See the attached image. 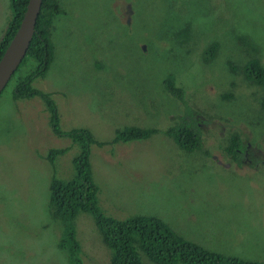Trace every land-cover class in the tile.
<instances>
[{"label":"rangeland","instance_id":"374dc122","mask_svg":"<svg viewBox=\"0 0 264 264\" xmlns=\"http://www.w3.org/2000/svg\"><path fill=\"white\" fill-rule=\"evenodd\" d=\"M55 1L61 12L46 25L52 59L31 86L50 94L60 130L89 131L100 211L154 216L186 240L264 262L262 90L239 69L251 57L264 66V0ZM9 19V0H0V36ZM213 40L219 46L204 61ZM35 64L27 58L0 91V264H69L57 247L61 224L48 214V187L52 176L74 175L79 149L51 131L39 97H12ZM166 74L201 118L208 156L179 149L161 132L110 142L124 126L176 123L184 106L163 89ZM232 134L249 161L235 162L222 149ZM48 148L66 150L48 163ZM73 226L82 264H108L92 216L77 211ZM139 257L156 264L140 250Z\"/></svg>","mask_w":264,"mask_h":264},{"label":"trees","instance_id":"16d2710c","mask_svg":"<svg viewBox=\"0 0 264 264\" xmlns=\"http://www.w3.org/2000/svg\"><path fill=\"white\" fill-rule=\"evenodd\" d=\"M26 3L27 0H9L10 19L0 36V56L19 24ZM60 12L61 9L55 0H41L26 53L13 74L27 58H32L36 64L25 75L17 77L12 97H39L47 112V122L51 131L58 136H69L70 140L78 145L79 151L73 159L74 175L69 179L52 176L48 187V214L50 218L58 220L61 224L57 247L64 252L68 263L82 264L79 256V243L73 226L74 215L77 211H82L92 216L95 227L110 251L108 264H141L139 250L156 264H264L262 261L245 259L235 254L225 255L186 240L154 216L134 215L116 219L100 211L96 204L97 186L91 177L88 161L89 144L93 142L89 131L85 128L60 130L56 105L50 94L31 86L34 78L43 76L52 59L49 38L46 36V25H49L52 16ZM176 40L179 42L178 37ZM218 46L215 40L209 42L204 49L202 60L210 59ZM184 54L188 56V53L184 52ZM174 56L175 54L172 55ZM226 62L230 69L237 67L230 61ZM239 69L245 78L262 90L258 105L264 115L263 64L259 58L251 57L241 63ZM162 87L168 95L178 99L182 107L184 106L182 115L176 123L164 129L124 126L115 131L110 142L140 140L161 132L170 138L179 149L190 151L201 148L208 156L209 153L203 148L202 142L203 132L200 124L203 122L197 117V111L193 112L189 106L183 88L175 85L171 74L164 76ZM105 143L107 142L98 141L97 145ZM244 148L245 143L241 141V138L237 134H232L222 149L232 160L238 162V152ZM65 150L66 148H48L45 155L46 161L52 163L54 157Z\"/></svg>","mask_w":264,"mask_h":264},{"label":"water","instance_id":"95a60500","mask_svg":"<svg viewBox=\"0 0 264 264\" xmlns=\"http://www.w3.org/2000/svg\"><path fill=\"white\" fill-rule=\"evenodd\" d=\"M41 0H27L19 24L0 56V91L23 59L40 9Z\"/></svg>","mask_w":264,"mask_h":264},{"label":"flooded vegetation","instance_id":"af4514ba","mask_svg":"<svg viewBox=\"0 0 264 264\" xmlns=\"http://www.w3.org/2000/svg\"><path fill=\"white\" fill-rule=\"evenodd\" d=\"M37 89V88H36ZM31 98V97H30ZM56 110H57V108H56ZM238 154H239V156L240 157H244L247 161H249L250 160V158H251V156L250 155H248V158L246 157V154L244 153V152H238ZM256 154V153H255ZM255 154H253V155H255ZM243 155V156H242Z\"/></svg>","mask_w":264,"mask_h":264},{"label":"clouds","instance_id":"9594fccd","mask_svg":"<svg viewBox=\"0 0 264 264\" xmlns=\"http://www.w3.org/2000/svg\"><path fill=\"white\" fill-rule=\"evenodd\" d=\"M243 75V74H242ZM247 79V78H246ZM248 80V79H247ZM248 81H250V80H248Z\"/></svg>","mask_w":264,"mask_h":264}]
</instances>
